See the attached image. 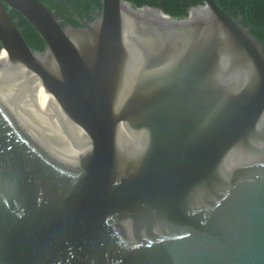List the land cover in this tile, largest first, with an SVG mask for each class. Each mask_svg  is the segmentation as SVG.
Returning a JSON list of instances; mask_svg holds the SVG:
<instances>
[{
  "label": "water",
  "instance_id": "obj_1",
  "mask_svg": "<svg viewBox=\"0 0 264 264\" xmlns=\"http://www.w3.org/2000/svg\"><path fill=\"white\" fill-rule=\"evenodd\" d=\"M202 2L0 0V264H264V55Z\"/></svg>",
  "mask_w": 264,
  "mask_h": 264
},
{
  "label": "trees",
  "instance_id": "obj_2",
  "mask_svg": "<svg viewBox=\"0 0 264 264\" xmlns=\"http://www.w3.org/2000/svg\"><path fill=\"white\" fill-rule=\"evenodd\" d=\"M43 4L61 28L66 26L79 27L72 23L80 18L91 22L100 12V0H38ZM133 8L142 6L154 7L161 10L172 19H184L190 7L201 5L202 0H123ZM216 6L228 17L241 25L261 47L264 55V0H213ZM128 7V6H127ZM6 9L9 20L20 37L32 51L43 52L45 45L29 23L15 10ZM128 9V8H127ZM154 14L160 12L142 8ZM131 11V10H130ZM194 11H188L191 17ZM146 15L152 18L149 12ZM162 15V14H161ZM154 17V16H153Z\"/></svg>",
  "mask_w": 264,
  "mask_h": 264
},
{
  "label": "bare ground",
  "instance_id": "obj_3",
  "mask_svg": "<svg viewBox=\"0 0 264 264\" xmlns=\"http://www.w3.org/2000/svg\"><path fill=\"white\" fill-rule=\"evenodd\" d=\"M128 12H130L132 15H135V14H146L147 12H149L150 13V15H153V16H151L152 17V19H156V20H158V21H160V22H168L169 21V19L166 17V16H163V15H161V14H154V13H152L151 11H148V10H143V11H135V12H133L130 8V10L129 9H127L126 8V4H123L122 5ZM129 7V6H128ZM144 17H149V16H146V15H143ZM192 17H193V13H192V15H191V19H192ZM2 60H4V55L3 54H0V61H2Z\"/></svg>",
  "mask_w": 264,
  "mask_h": 264
},
{
  "label": "rangeland",
  "instance_id": "obj_4",
  "mask_svg": "<svg viewBox=\"0 0 264 264\" xmlns=\"http://www.w3.org/2000/svg\"><path fill=\"white\" fill-rule=\"evenodd\" d=\"M128 6V5H127ZM126 6V8H128L129 9V7H127ZM130 10V9H129ZM145 19H147L148 21L150 20V21H154V19H152V18H150V17H145Z\"/></svg>",
  "mask_w": 264,
  "mask_h": 264
}]
</instances>
